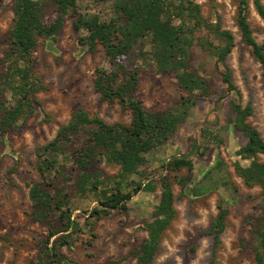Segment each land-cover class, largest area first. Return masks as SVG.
Wrapping results in <instances>:
<instances>
[{
  "label": "rangeland",
  "instance_id": "1",
  "mask_svg": "<svg viewBox=\"0 0 264 264\" xmlns=\"http://www.w3.org/2000/svg\"><path fill=\"white\" fill-rule=\"evenodd\" d=\"M189 1L197 4L204 24L232 32L234 45L225 64L239 92V101L242 105L247 102L252 105L247 122L264 138L261 66L241 39L235 21L236 3L232 0ZM76 2L78 11L87 16L95 14L109 20L121 14L116 0ZM262 2L264 4V0ZM12 5L13 0H0V69L8 47ZM52 7L50 5V11ZM247 15L256 40L264 44V20L252 0H248ZM73 20L74 14L68 12L56 34L50 38L39 37L32 55V71L42 87L33 94L34 108L5 133L2 142L0 139V264H30L45 246L51 245L53 237L46 239L48 230L34 213L28 192L33 182H46L37 167L42 147L55 136L58 127L77 109L85 110L90 116L97 115L107 123L127 124L131 118L128 107L103 100L95 89V68L108 67L107 57L101 44L90 51L79 43L84 30H76ZM172 22L177 24L179 17H173ZM194 37L189 68L203 75L209 73L216 92L199 98L172 137L145 154L146 163L139 167L141 173H134L131 178L142 184L151 180L155 188L139 190L126 201V210L113 209L97 217L92 212L93 207L99 206L95 191L81 193L74 183L76 168L72 170V179L67 183L68 206L77 229L64 237L66 241L60 239L55 248V264H136L138 248L148 236L146 222L153 218L160 199L161 175H166L172 183L175 214L161 234L153 264H208L214 248L208 228L221 199L228 212L215 251V264H252L253 235L264 210V190L260 184H247L235 171V162L246 165L251 159L236 153L246 138L228 124L229 103L234 94L221 81L215 58L197 38L206 37L216 44L220 40L205 25L195 30ZM150 41L148 36L143 37L133 50L134 62L139 67L135 95L145 108L163 111L175 105L184 91L172 70L158 68ZM208 130L220 135V142L207 134ZM86 136L85 130L76 134L69 152L78 149ZM195 137L201 149L206 150L202 155L190 151ZM186 151L192 159L191 170L186 167L163 169L162 165L171 156ZM256 159L263 161L264 153H258ZM69 164L74 168V156ZM218 164L225 169L230 188L217 183L205 190V184L212 182L203 183L204 176ZM118 168L105 159L98 164L104 175L115 176ZM180 179L187 183L185 187L181 186ZM123 189L128 188L123 186Z\"/></svg>",
  "mask_w": 264,
  "mask_h": 264
},
{
  "label": "trees",
  "instance_id": "2",
  "mask_svg": "<svg viewBox=\"0 0 264 264\" xmlns=\"http://www.w3.org/2000/svg\"><path fill=\"white\" fill-rule=\"evenodd\" d=\"M99 1V0H97ZM116 0L121 14L109 20L97 15L87 16L78 11L76 0H13L12 23L8 33V47L0 69V139L5 133L34 108V92L42 85L33 74L32 55L38 45L39 37L50 38L63 25L64 15L74 14L73 26L84 30L79 43L87 50H94L101 44L107 57L108 67L95 68L94 87L100 97L109 102L116 101L131 111L130 121L126 123H107L97 115L90 116L85 110H75L70 119L61 124L55 136L43 147L38 170L46 182H33L29 187V198L34 213L48 230L46 239L51 237V245L39 254L30 264H55L57 244L60 239L77 229L68 206L67 183L72 179V170L76 168L74 183L81 193L95 191L99 206L92 208L99 217L113 209L126 210V201L139 190H153L151 180L144 184L131 178L141 173L139 167L146 163L145 154L151 149L161 147L171 138L177 127L189 115L199 98L215 93L212 76L201 74L189 68L190 46L196 29L205 25L217 35L220 42L213 43L206 37L197 41L215 58V67L227 90L234 97L229 103L228 124L239 130L246 138L236 151L242 157L250 158L249 164L235 162L236 173L247 184H260L264 190V160L256 159L258 153H264V138L260 132L247 122L252 113V105H242L239 92L233 83L231 71L225 64V58L234 45V37L228 29H219L214 24H204L198 14V6L189 0ZM236 3L235 21L241 39L250 47L251 54L260 63L261 79L264 87V44L259 43L248 20V0H232ZM257 13L264 20L262 0H252ZM52 5V10H49ZM178 16L177 24L172 22ZM148 36L153 45L152 57L160 70H172L178 85L184 91L181 99L172 107L163 111H151L145 108L135 92L139 83V67L133 59V50L138 42ZM81 130L87 133L80 147L69 152L76 134ZM206 132V130H205ZM219 141L220 135L207 131ZM220 142V141H219ZM191 150L202 155L197 137L191 142ZM207 148V146H205ZM74 156L75 166L68 162ZM62 157V158H61ZM102 159L119 166L115 176L104 175L98 169ZM164 170L193 168L189 152L173 155L163 165ZM160 199L154 208V216L146 222L148 236L141 242L136 264H153L161 234L175 214L171 181L161 175ZM182 187L186 182L179 180ZM205 190L220 183L230 188L225 169L218 164L204 176ZM102 183H105L102 185ZM202 183V182H201ZM123 186L128 189L124 190ZM53 189V192H51ZM231 197V195H230ZM264 198V197H263ZM218 211L211 220L208 232L212 234L213 251L208 264H215V251L220 242V233L226 225L227 208L224 200L217 204ZM253 262L264 264V210L258 217L253 235Z\"/></svg>",
  "mask_w": 264,
  "mask_h": 264
}]
</instances>
